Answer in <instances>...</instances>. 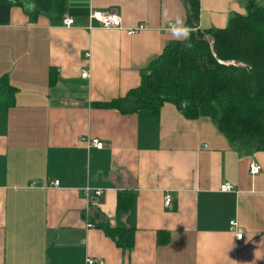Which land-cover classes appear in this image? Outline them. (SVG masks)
<instances>
[{
    "label": "crops",
    "instance_id": "crops-1",
    "mask_svg": "<svg viewBox=\"0 0 264 264\" xmlns=\"http://www.w3.org/2000/svg\"><path fill=\"white\" fill-rule=\"evenodd\" d=\"M187 1L63 0L60 15L35 16L0 0V81L13 91L0 92V264H264V152L171 103L157 114L105 107L184 41L168 30L177 19L224 29L249 1L264 7L196 0L194 17ZM92 11L118 15L122 29H102Z\"/></svg>",
    "mask_w": 264,
    "mask_h": 264
},
{
    "label": "trees",
    "instance_id": "trees-1",
    "mask_svg": "<svg viewBox=\"0 0 264 264\" xmlns=\"http://www.w3.org/2000/svg\"><path fill=\"white\" fill-rule=\"evenodd\" d=\"M6 1L34 5L29 13L35 16L60 15L63 10V0ZM187 2L197 16L198 2ZM246 7L247 13L232 16L224 29L197 30L190 40L170 43L142 75L138 88L105 107L157 114L171 103L187 119L210 118L240 148L264 152V7L254 1ZM8 86L6 78L0 81L5 97L13 92Z\"/></svg>",
    "mask_w": 264,
    "mask_h": 264
},
{
    "label": "built area",
    "instance_id": "built-area-1",
    "mask_svg": "<svg viewBox=\"0 0 264 264\" xmlns=\"http://www.w3.org/2000/svg\"><path fill=\"white\" fill-rule=\"evenodd\" d=\"M90 20L97 22L100 25V27L102 29H105V30L122 29L121 18L118 15L113 14V13H104V12H101V11H92L91 14H90ZM74 24H75V22L71 18H66L63 21V25L65 27H67V28L73 27ZM141 29H143V27H139V28H136V29H133V30H128L127 34L128 35H134L138 31H140ZM88 76H89V72L84 71L82 73V77L83 78H87ZM90 144L93 147L97 148L98 150H102L104 148V146H105L104 143L101 142L98 139L91 140ZM261 170H262V166H260L259 164L252 163L251 166H250V173L252 175H257L258 173L261 172ZM53 185L55 187H58L59 186V182L56 181V182H54ZM31 186H36V182H33L31 184ZM232 190H233V187L230 184H224L221 187V191H223V192H229V191H232ZM90 192H91L90 189L86 190V193H90ZM102 195H103V191L102 190H94V196L95 197H100ZM171 201H172L171 196H166L165 199H164L165 206H169L171 204ZM231 225H232L233 228H235L237 226L236 221H233L231 223ZM236 236H237V240H241L243 238V234L240 231L236 232ZM86 264H105V263L103 261H100V260H96V259H93V258H88L86 260Z\"/></svg>",
    "mask_w": 264,
    "mask_h": 264
},
{
    "label": "clouds",
    "instance_id": "clouds-1",
    "mask_svg": "<svg viewBox=\"0 0 264 264\" xmlns=\"http://www.w3.org/2000/svg\"><path fill=\"white\" fill-rule=\"evenodd\" d=\"M27 7L31 10L34 8V5L29 4ZM168 30L174 38L183 40H190L193 32V29L186 26L180 19H177L175 23L171 24ZM185 46L191 48L192 44L188 43Z\"/></svg>",
    "mask_w": 264,
    "mask_h": 264
},
{
    "label": "rangeland",
    "instance_id": "rangeland-1",
    "mask_svg": "<svg viewBox=\"0 0 264 264\" xmlns=\"http://www.w3.org/2000/svg\"><path fill=\"white\" fill-rule=\"evenodd\" d=\"M207 40H210V37H206Z\"/></svg>",
    "mask_w": 264,
    "mask_h": 264
}]
</instances>
